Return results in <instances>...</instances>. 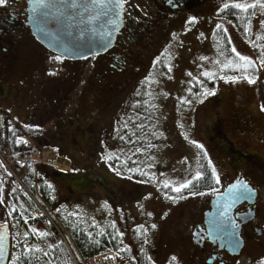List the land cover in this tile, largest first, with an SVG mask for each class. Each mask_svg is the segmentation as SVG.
<instances>
[{"label": "rangeland", "instance_id": "1", "mask_svg": "<svg viewBox=\"0 0 264 264\" xmlns=\"http://www.w3.org/2000/svg\"><path fill=\"white\" fill-rule=\"evenodd\" d=\"M237 2L255 0H207L200 12H174L165 18L158 17L159 20L153 16L152 25H148L150 15L144 14L149 17L144 21L141 12L137 13L129 20L131 30L127 33L131 40L126 50L115 52L119 62L123 54L124 63L116 62L120 71L108 66L106 57L57 60L59 56L38 52L13 65L8 77H0V114L8 116L15 125L35 111L42 118L36 124L41 136L38 149L31 150L28 158L37 164L41 179L53 185L55 209L76 213L88 222L115 223L121 232L126 223L142 224L150 232L153 263L188 264L185 232L189 221L182 218L179 225L176 221L185 212L197 215L203 199L212 195L211 188L224 185L238 170L251 186L261 183L259 201L264 203V171L255 166L264 163V68H260L261 58L253 52V45L264 52V37L259 38L264 30V9L257 6L250 17V44L221 12L225 3ZM191 18L195 20L189 23ZM218 23L225 28L236 53L258 60V71L249 75L254 83L244 78L235 82L229 79L243 77L244 72H221L226 60H222L220 53H224V48L215 38ZM197 71L202 74V89L211 90L213 95L203 97L189 91L188 73ZM206 71L213 72L215 77L203 75ZM131 85L133 90L129 89ZM137 86L146 98L156 101L154 119L159 138L157 150L144 158L148 179L141 181L118 175L102 158L103 149L112 145L108 139L116 135L115 120L122 116L123 104L132 101ZM123 91L125 98L116 100ZM17 138L23 145H31L29 140L34 142L23 133ZM203 156L220 177V184L196 191L205 195L187 193L175 204L172 188L201 172ZM25 158L20 155L7 161L0 149V168L11 188L24 198L26 208L31 211L34 207V213L40 217L28 199L27 186L16 173V164L21 165ZM165 182H171V186L165 188ZM12 218H8L12 225L10 259L18 255L20 235L16 238L22 233L21 225L16 226ZM153 224L156 228L151 227ZM51 228L58 233L55 225ZM248 251L255 259L250 258ZM261 259L264 249L259 252L248 247L242 249L234 264H258Z\"/></svg>", "mask_w": 264, "mask_h": 264}, {"label": "trees", "instance_id": "2", "mask_svg": "<svg viewBox=\"0 0 264 264\" xmlns=\"http://www.w3.org/2000/svg\"><path fill=\"white\" fill-rule=\"evenodd\" d=\"M253 11L254 8L249 9L247 12H242L240 9L231 7L221 10L225 17L233 21L237 30L250 41V44L253 36L251 35L249 22ZM262 22H264V19ZM218 24L221 27L217 28L216 26L214 30L216 32L215 38L219 40L224 48L222 60L231 59L234 65L240 64L241 61L236 52L232 51L233 48L225 28L220 23ZM258 36L259 32H256V39H258ZM263 37L264 30L259 38ZM253 52L255 56L261 59L264 58V52H260L258 46L253 45ZM254 59L255 64H257L258 60ZM260 68L264 67L260 65ZM222 70L221 72L225 75L235 72L242 73V71L237 70L235 67H222ZM257 71L258 67L254 65V67L248 69L247 74L254 75ZM188 76V88L200 96L205 90L202 89L200 83L202 74L197 71L191 75L188 73ZM196 84L197 86L195 87ZM129 89L133 90L132 85ZM123 94L124 91L122 94H117L118 98L115 99H124L125 97H122ZM133 95L134 97L131 102L123 104L122 116L115 120L117 123L115 125H118L116 135H111V139H108L112 145L107 149H103L102 158L104 161L106 160V163L118 175L127 179L131 178L141 181L148 179L146 177L148 169L145 168V164L143 163L144 158L157 150L159 142V138L156 135L157 125L154 119L157 105L154 99L152 101L146 98L145 93L142 94L138 90V86L135 87ZM34 113L17 125L11 124L8 116L0 114V119L2 120L0 122V149L7 161L13 160L20 155L26 157L21 165L16 164V173L27 186L25 190L29 195V201L34 203L36 209L40 207L43 211L42 216L34 217L32 214L34 207L31 211L29 208H26L24 198H21L11 188L5 172L0 168V199L4 201L3 204H0V223L6 222L8 218L13 216L12 219H14L15 225H21L22 227L18 255L9 259L7 264H87L90 256L105 250L118 252L123 256L125 261L131 264H155L150 257V232L146 226L143 225L144 228L141 229L138 226L142 224L129 226V223H126L123 225L121 232L117 229L115 223L108 221L102 224L88 222V220H84L78 215H73L72 212L57 211L59 208L55 209L52 206L54 200L53 185L47 180L41 179L37 171V164L28 158L31 150L38 149L37 144L38 141L40 142L39 139L41 137L38 134L39 131L36 124L42 118L39 115V111H35ZM125 124H127L126 128L124 127ZM20 133L30 135L33 138V144L23 145L21 140L17 138ZM120 137H123V139H120ZM199 156L200 158L202 157L201 152H199ZM107 157L112 158L108 159ZM205 159L206 157L203 156V159L200 161L201 172L205 174L204 178L196 181L194 186L189 189H184L180 193L174 192L172 195L175 194V199H173L174 197L171 198L173 202L179 199V196L182 197L187 195V193L200 191L216 185L215 178L212 176L213 171ZM164 191L167 190L164 189ZM22 218H24L23 222L21 221ZM51 225L56 226L58 233L53 231ZM33 229H38L41 232H50L51 235L41 237L35 234L32 231ZM144 229H147L146 233ZM24 233H27V236ZM120 233L123 235H120ZM145 239L147 243L144 242ZM26 246L30 247L32 251L26 252ZM36 249L40 250L37 251ZM17 257H20V259L17 260Z\"/></svg>", "mask_w": 264, "mask_h": 264}, {"label": "flooded vegetation", "instance_id": "3", "mask_svg": "<svg viewBox=\"0 0 264 264\" xmlns=\"http://www.w3.org/2000/svg\"><path fill=\"white\" fill-rule=\"evenodd\" d=\"M27 1L28 0H7L5 5L0 6V77L2 78L8 77L12 73L13 65L18 64L19 61H23L24 58L36 56L38 52H48L58 56L49 51L33 37L29 26L26 24ZM206 1L207 0H122V24L115 36L114 43L110 48L98 54L97 57H106V64L120 71L121 66L119 67V65L124 63L123 54H120L122 60L119 62L115 52L125 51L128 40H131L127 32L131 30L129 20L132 16H136L137 13L141 12L145 21V19L147 20L149 17H146L144 14L150 15L151 21L149 20L148 22V25H150L151 22H153V16H155L154 18L156 20H159L158 17L160 18L161 16V18H165L174 12L180 13L190 9L200 12ZM143 9L149 12H143ZM140 19L142 20V17ZM131 38L133 39V37ZM116 62H119L118 67H116ZM0 89L2 90V87H0ZM245 156L246 155H244V157ZM262 165L256 164L255 166L263 168L261 171H264V163ZM238 174L245 178L242 172L237 170L229 181ZM245 179L248 181L247 178ZM224 185L220 186L218 189H223ZM253 187L256 188L254 201L249 203L243 200L233 208L232 212L234 222L239 226V235L242 238V246L238 253H232L228 249L222 236H211L207 231L204 213L206 210L210 209V195V197L208 196L203 199V205L199 207V213H197V215H189L188 212H185L183 216L176 221L177 225H179V220L182 218L189 221L188 228L185 232L187 236L185 245L187 246L186 259L188 264H234L241 254L242 249L245 250L248 247H255L256 251H263L264 203H260L259 201L261 183L253 185ZM181 199L182 198L177 199L174 203H179ZM249 209L252 210V217L246 219L244 218V213ZM179 248L182 247L179 246ZM249 256L251 259H255L253 253L249 252ZM261 256L263 257V255Z\"/></svg>", "mask_w": 264, "mask_h": 264}, {"label": "water", "instance_id": "4", "mask_svg": "<svg viewBox=\"0 0 264 264\" xmlns=\"http://www.w3.org/2000/svg\"><path fill=\"white\" fill-rule=\"evenodd\" d=\"M45 3L49 5L48 8L37 6L36 0L27 1L26 24L33 37L52 53L67 60H80L98 55L113 45L122 24V0L120 7H116V0H110L103 8L91 5L90 0H75L77 7H72L73 0H45ZM84 5H88V12H85ZM237 181L241 184L248 183L243 176L236 175L219 190V193L213 192L210 209L204 213L209 234L222 236L232 253H238L242 246L239 226L232 227L231 224L234 221L233 208L243 201L237 200L232 203L229 196V186H235ZM248 185L254 189V193L246 201L252 203L256 196V188L249 183ZM232 191L234 192L235 188ZM222 212L223 215H220ZM244 215L246 219L251 218L252 210L249 209ZM222 229L230 230L233 233L231 238L225 236ZM0 235L3 236V255L0 256V264H7L10 246L7 224L6 227L0 228Z\"/></svg>", "mask_w": 264, "mask_h": 264}, {"label": "snow or ice", "instance_id": "5", "mask_svg": "<svg viewBox=\"0 0 264 264\" xmlns=\"http://www.w3.org/2000/svg\"><path fill=\"white\" fill-rule=\"evenodd\" d=\"M7 2V0H0V6H3L5 5ZM110 0H90V4L95 6V7H99V8H103L107 3H109ZM36 4L37 6L39 7H43V8H48L49 5L45 3V0H36ZM78 5L75 3V0H73V4H72V7H77ZM122 6L121 5V0H116V7H120ZM257 6H259L261 9H264V0H255L254 3H233V4H229V3H225L223 5V8L224 9H228V8H236V9H240L242 12H247L249 9H252V8H256ZM84 10L85 12H88L89 11V7L88 5H84ZM35 11V9H34ZM100 13H97V15H99ZM104 15H107V13H103ZM92 18H95V17H92ZM41 19H43V15H41ZM195 20V18H191L189 20V23H192L193 21ZM264 23V22H262ZM221 26L219 24H217V28H220ZM233 52H235V48L232 49ZM221 55H223V52L220 53ZM236 55L239 57V60L241 61L240 64H235L234 65V62L231 60V59H227L225 63H223L222 67L223 68H233L235 67L237 70H240L242 72L245 73V75L243 77H236V76H233V77H230L229 79H231L233 82H235L237 79H240V78H244V79H247L249 83H254L255 82V79L251 76H249L247 74V71L250 67H254L255 65V61L251 60L249 57H245V56H241L239 53H236ZM55 59L59 60L60 57H56ZM201 59H207L206 57H201ZM160 61H156V63H159ZM215 63L217 64H220L221 62L220 61H216ZM260 65L261 67H264V58H262L260 60ZM170 66H169V71H170ZM55 73H50V75H54ZM189 75H191V73H189ZM203 75L205 76H208L209 78H214L215 77V74L213 72H204ZM189 91H191L189 89ZM214 93L211 91V90H208V89H205L204 92L201 94L203 97H207V96H210V95H213ZM183 103H190V101H187V100H182ZM200 102L202 103L203 100H200ZM261 111H264V105L261 106ZM124 127L126 128L127 127V124L124 125ZM120 139H123V137H120ZM26 142V141H24ZM202 147V146H200ZM137 151H139V149H137ZM108 159H111L112 157H107ZM9 175H11V173H9ZM204 173L203 172H200L198 171L195 176L193 177L192 180H188L184 183H181L179 184V186H174L172 188L173 191L177 192V193H180L182 190L184 189H189L190 187H193L195 182L196 181H199L200 179L204 178ZM212 176L215 178V183L217 185L220 184V177L216 174L215 172V169H213V172H212ZM165 188H169L171 186V182H165L164 185H163ZM235 188V191L233 192L232 189ZM211 191L214 192V193H219V189L216 188V187H213L211 188ZM254 193V189L250 188V186L248 185L247 182H244V183H240L239 181H237L236 185L233 186V185H230L229 186V196H230V199H231V202L232 203H235L237 200H248L251 198V195ZM192 195H205V193L203 192H192L191 193ZM180 198H183V197H180ZM175 199V198H173ZM4 201L3 199H0V204H3ZM229 207H231V204H229ZM57 211H59V209H57ZM11 214V213H9ZM40 215L42 216L43 213H40ZM73 215H77L76 213H73ZM148 215H151V213H148ZM220 215H223V212L220 214ZM25 223H27V221H25ZM49 223H51V221H49ZM232 224V227H237V225H235V222L232 221L231 222ZM114 226V225H113ZM3 227H6V224L5 225H0V228H3ZM139 228L143 229L144 226L143 225H139L138 226ZM152 228H156V225L153 224L151 226ZM223 232H224V235L231 238V236L233 235V233L228 230V229H222ZM35 234H38L39 236L43 237V236H47V235H51L50 232H41L39 231L38 229H33L32 230ZM144 232L146 233L147 232V229H144ZM25 236H27V233H24ZM120 235H123L122 233H120ZM2 240H3V236L0 235V256L3 255V244H2ZM145 243H147V240L145 239L144 241ZM37 251H39L40 249H36ZM25 251L28 252V251H32V249L30 247H27L25 248ZM119 254V253H118ZM45 255H47V253H45ZM20 257H17V260H19ZM150 259V258H149ZM172 260L175 261L176 260V257L173 256L172 257ZM258 264H264V259H261Z\"/></svg>", "mask_w": 264, "mask_h": 264}, {"label": "built area", "instance_id": "6", "mask_svg": "<svg viewBox=\"0 0 264 264\" xmlns=\"http://www.w3.org/2000/svg\"><path fill=\"white\" fill-rule=\"evenodd\" d=\"M88 264H128L118 258L113 251H105L89 257Z\"/></svg>", "mask_w": 264, "mask_h": 264}]
</instances>
